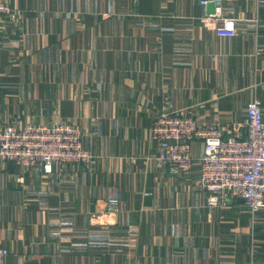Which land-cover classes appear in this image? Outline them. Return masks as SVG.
I'll use <instances>...</instances> for the list:
<instances>
[{"label": "crops", "instance_id": "obj_1", "mask_svg": "<svg viewBox=\"0 0 264 264\" xmlns=\"http://www.w3.org/2000/svg\"><path fill=\"white\" fill-rule=\"evenodd\" d=\"M0 22V128L79 125L90 163L0 165L5 264H264V210L208 204L197 178L157 167L156 116L179 112L224 137L264 114V0H10ZM203 143L195 140L194 153ZM118 198L119 213L107 212Z\"/></svg>", "mask_w": 264, "mask_h": 264}, {"label": "built area", "instance_id": "obj_2", "mask_svg": "<svg viewBox=\"0 0 264 264\" xmlns=\"http://www.w3.org/2000/svg\"><path fill=\"white\" fill-rule=\"evenodd\" d=\"M204 6L214 3L215 12L204 16L220 34L235 32L236 21L220 18L223 0H202ZM16 12L10 0H0V22L14 20ZM245 136L235 129L224 137L219 125L201 126L195 116L165 112L155 117L151 138L158 143L152 156L157 167L177 166L184 172L199 166L197 183L208 193V204L219 205L227 198L241 199L252 214L264 210V114L262 101L251 100L246 107ZM195 140L203 143L200 155L194 153ZM94 153L85 146L82 128L61 119L52 123H27L0 128V165L14 162L25 167L43 166L52 172L55 163L83 164L93 160ZM107 212L119 213L118 198H109ZM10 251L0 240V264Z\"/></svg>", "mask_w": 264, "mask_h": 264}, {"label": "water", "instance_id": "obj_3", "mask_svg": "<svg viewBox=\"0 0 264 264\" xmlns=\"http://www.w3.org/2000/svg\"><path fill=\"white\" fill-rule=\"evenodd\" d=\"M208 7H210V9H211L209 12H215V5H214V3H210L208 5Z\"/></svg>", "mask_w": 264, "mask_h": 264}, {"label": "rangeland", "instance_id": "obj_4", "mask_svg": "<svg viewBox=\"0 0 264 264\" xmlns=\"http://www.w3.org/2000/svg\"><path fill=\"white\" fill-rule=\"evenodd\" d=\"M224 18V17H223ZM233 19V18H232ZM203 21H204V19H203ZM205 22V21H204ZM61 120H63V121H65V122H70V121H68V120H64V119H61ZM70 123H72V122H70ZM94 159V158H93ZM12 163H14V162H12ZM90 163V162H89ZM83 164H85V163H83ZM76 165H78V164H76ZM80 165V164H79Z\"/></svg>", "mask_w": 264, "mask_h": 264}]
</instances>
